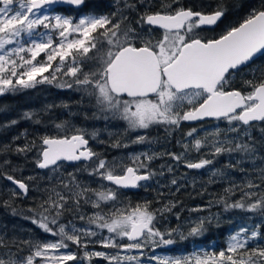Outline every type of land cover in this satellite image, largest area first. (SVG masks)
Returning a JSON list of instances; mask_svg holds the SVG:
<instances>
[{
  "label": "snow or ice",
  "instance_id": "snow-or-ice-1",
  "mask_svg": "<svg viewBox=\"0 0 264 264\" xmlns=\"http://www.w3.org/2000/svg\"><path fill=\"white\" fill-rule=\"evenodd\" d=\"M261 57L264 0H0V97L38 85L79 96L0 119V132L21 121L36 130L0 143V180L11 185L0 187V208L52 237L41 240L32 229L0 222V264H94L97 258L106 264H264ZM11 111L0 104V117ZM209 119L214 123L205 126ZM89 121L104 127L89 128ZM185 122L199 126L176 140L180 151L151 150L159 143L151 128L171 137ZM104 133L107 140L100 139ZM90 141L148 150L109 158ZM163 157L172 163L154 169ZM13 158L33 165L35 174L24 176ZM180 165L206 171V184L226 186L187 210L207 215L161 232L157 225L167 215L180 220L181 202H164L163 192L133 202L128 192L159 186L158 177ZM170 185L180 191L179 178ZM33 193L35 206L20 209L16 201ZM225 223L230 227L219 251L212 243L189 254H154L158 246L204 237Z\"/></svg>",
  "mask_w": 264,
  "mask_h": 264
},
{
  "label": "trees",
  "instance_id": "trees-1",
  "mask_svg": "<svg viewBox=\"0 0 264 264\" xmlns=\"http://www.w3.org/2000/svg\"><path fill=\"white\" fill-rule=\"evenodd\" d=\"M249 2L254 3L255 0H249ZM69 14V13H66ZM75 14V13H71ZM243 14H240V16H232L229 18V21H235L239 18H242ZM229 21H226L225 23H228ZM223 25H221V28ZM220 29H217L219 31ZM257 64L264 63V57H261L256 61ZM79 96L75 95L71 92H67L64 90L57 89L50 85H38L34 89H27L23 90L21 93L16 95H6L3 97H0V104L7 103L12 106V111L9 112L6 116L0 117V119H11L16 118L18 114L26 109L31 108H39L45 103H51L53 100L59 102L60 100H78ZM75 111V109H74ZM78 125H85V122L82 119H78L75 121ZM116 124L117 128L122 129L124 127V122H114ZM212 123H214L213 120L209 119L205 126H210ZM87 127L92 128H103L104 123L103 121H97L95 123L89 121L86 124ZM199 125L196 122L193 123H184L182 128L176 130L171 134V137H169V134L165 131L162 127H153L149 130V135L153 140H158L159 143H154L151 147V150L162 152V151H180L179 145L176 144V140L181 139L183 136V133L187 132L192 127H198ZM27 129L29 133H33L36 130L30 125L27 121H21L18 125L15 127L9 129L6 132H0V143H7L12 136L19 134L23 130ZM100 139L107 140L108 136L107 133H104L101 135ZM22 143V141H19ZM90 144L92 147L97 151H104L108 154L109 158L113 156H120V155H126L128 151H140V150H148L145 146L142 145H131L127 149L117 150L112 149L110 147H107L106 145H99L92 143L90 141ZM193 160L198 159L199 157L196 154H193ZM13 163L20 165L24 168L23 175L29 176L35 174V169L33 165L25 164L23 159H15L13 158ZM172 163L170 158L163 157L158 158L152 163V167L154 169H160L162 165H166ZM68 171H72V168L69 167ZM173 176L179 178L180 183V191L177 192L174 186L170 185V180L173 178ZM160 181V185L158 186L155 182H152L151 187L144 189H131L128 192V197L133 201H143V200H155L157 198L158 192H163L164 202L168 201H180L181 205L184 209V211H180V207H177L174 209V211H180V220L178 221L174 215H167L164 220L161 221V224L165 225V229L168 230L169 228H176L181 224H187L188 219L193 220V216H195V219L197 215H207V211L203 213H190L187 211L188 209H193L198 206H203L207 204V202L212 199V196L209 195V193L217 194L222 192L223 187L226 185H222L221 183H215V184H206V181L208 180V173L204 170H195V169H187L183 165L177 166L174 168L173 173H168L167 170H165L164 176L158 177ZM8 187L10 188L11 185L9 182L0 180V187ZM95 186V185H93ZM207 188V192L204 195H200V193L203 191V188ZM0 195H3V193H0ZM36 194L33 193L30 195L28 199H19L16 201L17 206L22 209L26 210L28 207H34L32 196H35ZM6 198V195H5ZM155 207L159 208L161 207L160 204H155ZM213 212H218L220 209L218 207H213L211 209ZM25 214L26 211H25ZM238 215V213H237ZM231 219V216L228 214H225L224 220L227 221ZM0 222L7 223L9 227H12L13 225L18 226L21 229H32L33 233L41 240H44L45 236H48L47 234L41 233V231L37 228H35L34 225H32L29 221L21 219L19 216L12 217L5 213L4 209L0 208ZM230 225L227 223L223 224L220 228H211L209 232L201 238H197L195 240L189 239L183 242H177L173 245H167L161 247V250L164 251L168 255H182V254H188L193 251L196 247H205L207 248L210 244L215 243V251H219L220 248L225 247L226 242V236H228V230ZM185 233L187 232V227L183 229ZM175 238V237H173ZM102 249L99 245H97L96 250ZM209 251L213 250L211 248H208ZM94 264H105L104 261L97 258V260L94 262Z\"/></svg>",
  "mask_w": 264,
  "mask_h": 264
},
{
  "label": "rangeland",
  "instance_id": "rangeland-1",
  "mask_svg": "<svg viewBox=\"0 0 264 264\" xmlns=\"http://www.w3.org/2000/svg\"><path fill=\"white\" fill-rule=\"evenodd\" d=\"M145 150H146V149H144V150H140V151H128L127 154H128V153H138V152H142V151H145ZM193 220H195V216H193ZM157 226L160 228L161 232H166V231H167V230L165 229V225H164V224L157 225ZM104 234L107 235L106 231H105ZM165 238H168V237H165ZM48 239H52V237H51L50 235L45 236L44 240H48ZM225 239H227V236H226ZM125 242H126V241H125ZM161 247L164 248V246H158V247H156L155 250H154V254H156V255H160V256H178V255H168V254H166L164 251L161 250ZM73 250H75V249H73ZM95 250H96V249H95ZM99 250H103V249H99ZM190 253H191V252H190ZM151 254H153V253H152V252H149V253H148V255H151ZM188 254H189V253H188ZM105 264H106V262H105Z\"/></svg>",
  "mask_w": 264,
  "mask_h": 264
},
{
  "label": "water",
  "instance_id": "water-1",
  "mask_svg": "<svg viewBox=\"0 0 264 264\" xmlns=\"http://www.w3.org/2000/svg\"><path fill=\"white\" fill-rule=\"evenodd\" d=\"M186 123H193V122H186Z\"/></svg>",
  "mask_w": 264,
  "mask_h": 264
}]
</instances>
